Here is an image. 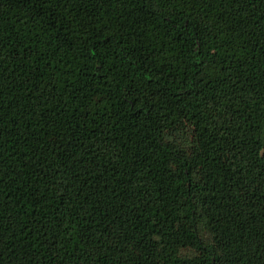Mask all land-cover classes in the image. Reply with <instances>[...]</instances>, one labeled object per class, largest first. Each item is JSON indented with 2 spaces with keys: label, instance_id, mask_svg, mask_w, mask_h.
Here are the masks:
<instances>
[{
  "label": "trees",
  "instance_id": "1",
  "mask_svg": "<svg viewBox=\"0 0 264 264\" xmlns=\"http://www.w3.org/2000/svg\"><path fill=\"white\" fill-rule=\"evenodd\" d=\"M0 264H264V0H0Z\"/></svg>",
  "mask_w": 264,
  "mask_h": 264
}]
</instances>
